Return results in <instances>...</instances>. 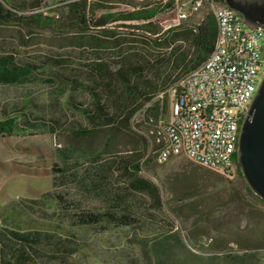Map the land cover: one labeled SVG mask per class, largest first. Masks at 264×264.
<instances>
[{"label": "trees", "instance_id": "1", "mask_svg": "<svg viewBox=\"0 0 264 264\" xmlns=\"http://www.w3.org/2000/svg\"><path fill=\"white\" fill-rule=\"evenodd\" d=\"M107 1L66 0L60 5L59 13L52 17L38 11L43 0H0V22L49 24L61 32L75 31L79 44L100 46L104 44L101 37L115 34L105 25L136 21L141 24L133 32L134 39L143 44L121 47L115 39L111 41L115 46L112 56L98 57L82 68L68 66L61 56L39 58L0 54V85L50 87L54 97L45 105L55 106L58 98H64L73 115L66 121L65 117L47 115L36 104L14 105L5 110L0 119V138L55 133L59 129L75 137H89L107 129L132 133L125 152L105 162L98 171L99 180L87 190L102 198L101 207L83 208L61 194L53 195L51 210L39 205L35 199L25 197H9L0 204V264H80L76 254L89 243L84 232L99 234L118 228H129L134 232L131 239L140 247L141 264H259L260 258L255 251H222L208 253L205 257L196 249H189L178 231L166 227L153 229L149 219L155 215L150 210H160L163 202L158 186L140 174L143 166L154 161L145 133H149L162 112V103L157 96L208 58L217 31L213 14L205 12L203 22L196 27L173 20V24L162 30L154 20L167 6L157 4L160 0L97 15L100 9L110 8ZM176 4L177 0H169V5ZM24 8L32 13L19 14ZM92 28L98 31L90 33ZM56 156L49 169L36 163L13 164L24 173L46 171L54 177H64L73 175L83 162L96 161L100 157L80 159L69 149H60ZM233 158L236 174L244 179L237 150ZM114 169L126 179L116 192H111L104 185L109 184L107 173ZM245 190L250 196L264 201L248 184ZM198 194L193 188L178 198ZM139 231L143 234L138 236ZM193 239V248L203 246L197 236Z\"/></svg>", "mask_w": 264, "mask_h": 264}, {"label": "rangeland", "instance_id": "2", "mask_svg": "<svg viewBox=\"0 0 264 264\" xmlns=\"http://www.w3.org/2000/svg\"><path fill=\"white\" fill-rule=\"evenodd\" d=\"M66 0H43L41 11L44 15L55 17L60 5ZM92 1V0H90ZM152 0H109L110 8L100 9L97 15L107 11H121L143 6ZM215 5H222L214 0ZM210 11L214 16L213 5H202V13ZM32 11L24 8L19 14L27 15ZM204 14H201V21ZM168 15L159 13L155 21L160 25ZM215 18V16H214ZM216 20V19H215ZM182 23L195 24L193 18L178 20ZM141 22L117 21L110 22L105 28L115 31L113 37L101 39L103 45L78 43L75 31L61 32L49 24L35 25L25 21L0 22V54L14 56H61L67 60L68 66L84 67L98 57L112 56L115 46L111 41L118 39L121 47L143 46L134 39V31ZM92 28L90 33H96ZM216 40V38H215ZM215 43V42H214ZM150 51V48H146ZM198 66V65H197ZM196 66V67H197ZM195 68V67H194ZM193 68V69H194ZM193 69L184 73L177 82L181 87V79ZM54 93L45 85H0V119L4 111L14 105L34 104L47 115L65 117L70 121L73 115L67 108L64 98H58L55 106H46ZM158 97V96H157ZM46 103V105H45ZM49 107V108H47ZM166 116L170 113V97L163 100ZM139 115L136 116L138 118ZM170 118H163V127ZM128 131L103 130L89 137H75L70 132L59 129L55 133L37 132L26 136H5L0 138V204L9 197H25L35 199L42 207L51 210L53 195L61 194L74 200L83 208L101 207L103 200L88 189L99 180V172L103 164L120 153L123 154L131 139ZM165 142H163L164 146ZM154 147V148H153ZM60 149H69L85 161L72 175L54 177L49 172L24 173L15 169L13 163H36L39 167L50 168L52 160ZM154 160L161 152L160 145H151ZM184 155L171 157L167 162H154L143 166L140 174L151 179L159 188L163 206L160 210L151 209L154 217L149 221L151 227H166L178 231L189 249H196L199 254L208 257V253L255 251L264 264V201H260L246 193L245 179L238 173L228 178L220 170L194 161ZM199 163L203 166H200ZM210 168V169H209ZM41 169V168H40ZM41 171V170H40ZM107 173V172H105ZM107 191L116 192L117 187L125 183V176L118 171L107 173ZM198 195L186 199L178 196L191 190ZM88 245L76 254L80 264H141L139 245L132 241L134 232L129 228L109 229L99 234L84 232ZM143 234L141 231L137 235ZM153 233H149L151 236ZM202 240L203 246L193 248V236ZM201 248V250H200Z\"/></svg>", "mask_w": 264, "mask_h": 264}, {"label": "built area", "instance_id": "3", "mask_svg": "<svg viewBox=\"0 0 264 264\" xmlns=\"http://www.w3.org/2000/svg\"><path fill=\"white\" fill-rule=\"evenodd\" d=\"M157 4L167 5L163 12L168 18L160 23L162 30L173 20L186 18H193L195 27L200 25L202 5H213L219 14L214 0H177L176 5L160 0ZM222 25V46L213 47L210 68L191 78L186 90H178L177 81L158 94L162 107L164 98L170 97V113L166 116L162 108L145 135L149 151L151 145L161 146V160L154 162H167L178 155L200 157L216 163L217 169L232 178L230 158L234 157L238 131L262 80L261 32L247 27L237 10L230 20L222 19ZM163 118H170L171 127H163ZM163 142H170V151H163Z\"/></svg>", "mask_w": 264, "mask_h": 264}, {"label": "water", "instance_id": "4", "mask_svg": "<svg viewBox=\"0 0 264 264\" xmlns=\"http://www.w3.org/2000/svg\"><path fill=\"white\" fill-rule=\"evenodd\" d=\"M224 1L239 11L247 23L264 26V0L260 3L238 4L231 0ZM237 153L246 183L264 200V77L240 127Z\"/></svg>", "mask_w": 264, "mask_h": 264}, {"label": "bare ground", "instance_id": "5", "mask_svg": "<svg viewBox=\"0 0 264 264\" xmlns=\"http://www.w3.org/2000/svg\"><path fill=\"white\" fill-rule=\"evenodd\" d=\"M215 7L217 8V11L219 12V14H217V12L214 9V16L216 19V26H217L216 40H215L214 47H221L222 46L221 34H223L222 19L223 20H230V15L232 13H235V9H232L228 6H223V5H215ZM213 61H214V53L211 51L208 58L200 66L195 68L193 71H191L189 74H187L186 76H184L181 79V87L179 90H186V88H188L190 79L193 78L197 74L206 72V70H208L210 68ZM166 127H171V120L166 124ZM239 133H240V131H238V138H239ZM238 138H236L234 153L237 150ZM163 151H170V142H165V144L163 146ZM189 158L194 160V161H197L199 163H203V164L212 166V167L217 169L216 163L205 162V160H201L200 157H189ZM157 160H161V152L157 155ZM218 170H220V169H218ZM220 171L223 172V170H220ZM235 174H236V163H235L234 158L231 157L230 158V176L233 177Z\"/></svg>", "mask_w": 264, "mask_h": 264}, {"label": "flooded vegetation", "instance_id": "6", "mask_svg": "<svg viewBox=\"0 0 264 264\" xmlns=\"http://www.w3.org/2000/svg\"><path fill=\"white\" fill-rule=\"evenodd\" d=\"M222 3H224L225 5H227L225 3L224 0H220ZM233 3L235 4H238L240 2H244V3H260L261 0H231ZM228 6V5H227ZM229 7V6H228ZM231 8V7H230ZM234 9V8H232ZM236 10V9H235ZM239 12V11H238ZM240 13V12H239ZM241 14V13H240ZM242 15V14H241ZM242 18H243V21L245 23V25L249 28H258L260 29V32H261V39H260V53H261V62H262V68H261V71H260V76H261V79L264 77V26H261V25H252V24H249L246 22L245 18L243 17L242 15Z\"/></svg>", "mask_w": 264, "mask_h": 264}]
</instances>
